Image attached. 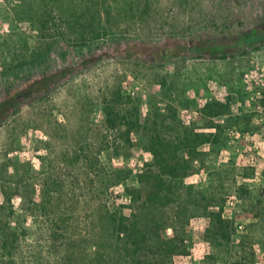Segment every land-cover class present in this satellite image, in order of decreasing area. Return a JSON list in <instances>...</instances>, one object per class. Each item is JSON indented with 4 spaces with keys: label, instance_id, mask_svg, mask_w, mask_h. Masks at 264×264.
<instances>
[{
    "label": "rangeland",
    "instance_id": "rangeland-1",
    "mask_svg": "<svg viewBox=\"0 0 264 264\" xmlns=\"http://www.w3.org/2000/svg\"><path fill=\"white\" fill-rule=\"evenodd\" d=\"M116 91L129 135L107 122ZM154 128L204 140L169 204L133 205ZM121 213L175 241L150 237V264H264V0H0V264H135Z\"/></svg>",
    "mask_w": 264,
    "mask_h": 264
},
{
    "label": "trees",
    "instance_id": "trees-1",
    "mask_svg": "<svg viewBox=\"0 0 264 264\" xmlns=\"http://www.w3.org/2000/svg\"><path fill=\"white\" fill-rule=\"evenodd\" d=\"M58 17L54 12L45 6L43 14L39 20V28L42 33H48L50 30H57ZM93 36L99 35L98 28L90 30ZM253 34L256 31H252ZM81 37L84 39L85 35ZM247 37V39H246ZM250 36H243L242 42L248 41ZM222 52L219 48H214L213 52ZM219 52V53H220ZM125 98L121 95L120 91H116L111 97L105 98L104 110L107 116L109 127L113 130L122 129L125 127V134L129 135L131 130L136 127L138 120L134 118L132 108H127ZM218 106V104H216ZM211 108V106H209ZM223 108V107H222ZM197 140L203 141L199 135L173 137L168 136L166 133L161 132L157 128L151 131L148 140V151L153 158L152 168L143 174L138 175V183L140 187H127L126 193L129 196L130 202L134 205L139 201L145 206L160 205L166 206L172 201V196L175 191L177 183L181 182L193 170V161L198 155L197 153ZM199 143V142H198ZM186 150L187 158L183 157L182 151ZM185 152V153H186ZM145 187V191L143 190ZM110 223L113 228V233L122 235L125 240L126 250L130 253L131 258L135 264H150L141 259V252L145 248L150 237L160 239V247L165 249L166 252L173 253L177 246L173 239L164 240L165 226L159 222L154 221L151 230L143 231L140 227V222L137 220H130L121 214L110 215ZM214 235L222 241L228 242L233 235V226L221 219L220 214H215L211 224ZM232 228V229H231ZM2 247L8 248L11 241L7 236L2 239ZM10 243V244H9Z\"/></svg>",
    "mask_w": 264,
    "mask_h": 264
}]
</instances>
